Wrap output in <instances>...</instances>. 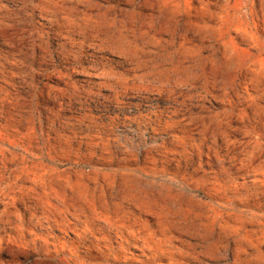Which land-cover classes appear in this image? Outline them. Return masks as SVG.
I'll return each instance as SVG.
<instances>
[{
    "label": "rangeland",
    "instance_id": "rangeland-1",
    "mask_svg": "<svg viewBox=\"0 0 264 264\" xmlns=\"http://www.w3.org/2000/svg\"><path fill=\"white\" fill-rule=\"evenodd\" d=\"M0 264H264V0H0Z\"/></svg>",
    "mask_w": 264,
    "mask_h": 264
}]
</instances>
